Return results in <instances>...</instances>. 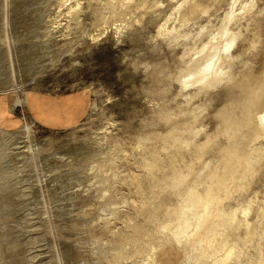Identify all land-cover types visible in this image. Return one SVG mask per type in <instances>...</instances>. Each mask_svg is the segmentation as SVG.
Instances as JSON below:
<instances>
[{
    "label": "rangeland",
    "instance_id": "obj_1",
    "mask_svg": "<svg viewBox=\"0 0 264 264\" xmlns=\"http://www.w3.org/2000/svg\"><path fill=\"white\" fill-rule=\"evenodd\" d=\"M191 1L0 0V264H215L230 249L226 264H264V242L240 226L248 207L264 223L262 172L219 206L234 221L213 258L172 237L256 94L264 109V0H195L203 12L185 23ZM234 13L228 78L183 87ZM41 94L82 98L81 122L42 127L29 112Z\"/></svg>",
    "mask_w": 264,
    "mask_h": 264
},
{
    "label": "bare ground",
    "instance_id": "obj_2",
    "mask_svg": "<svg viewBox=\"0 0 264 264\" xmlns=\"http://www.w3.org/2000/svg\"><path fill=\"white\" fill-rule=\"evenodd\" d=\"M183 4L184 5H181L177 11L182 16L183 22L185 23L191 21V19H194L203 12L204 6L201 1L194 0V2L191 1V3H187L188 5L185 3ZM70 9L72 10L73 7ZM237 9L239 11V8ZM237 19L238 16H236L235 13L230 14L221 32L218 35L214 33L217 36H215L210 43L208 42L209 44L198 53V58L194 62L192 61L193 65L190 68L189 75L182 80L183 87H195V85H198L199 87L206 88L211 86V84L221 83L228 78L230 74H228L226 70L237 59V55L234 51L235 48H237L239 40L238 37L233 35L230 28L231 25L236 23ZM164 31L168 34L173 33H169L168 30ZM162 32L163 31L160 33ZM255 43L256 42H253L254 47ZM260 92L261 96L264 95V87L261 88ZM255 96L256 97L252 99L254 100V107L251 110L249 109V113L245 119L246 121L237 126L236 132L230 134L233 142L226 152L228 157L222 167L223 173L212 172L209 182L207 183L208 189L205 194L199 195L195 192L188 193L187 199L185 198L186 205H184V201L183 209L180 212H175L177 213V215L174 216L176 224L173 223V225L176 227L173 228L172 237L180 244H182L184 240L189 243L192 241V244L194 243L193 251L197 253L194 255L196 262L203 263L205 260L214 257L218 250L217 242L223 233L220 228L228 227L234 221L233 217H222L224 214L220 209L221 207H219L222 201L225 199L227 200L232 195L233 191H245L247 186L249 187V184L257 177V174L259 175L260 172L264 174V109L261 111H254L255 106L258 107V103H260L258 102L259 96H257V94ZM262 102L264 106V101ZM251 131H254V139H251L253 135L248 137ZM259 141L261 142L259 143ZM245 149L247 150L243 151ZM252 212L253 209L251 207L243 211L242 215L244 216L245 222L240 226L246 227L247 236L253 239L260 238V240L264 242V223L263 221L255 223L248 221V217H250ZM220 219H222V221ZM170 226H168V228ZM172 227L173 226H171V228ZM193 227L196 231H194L195 234L193 236L190 235V237L189 231L191 228L193 229ZM206 232L212 233V236L209 238L205 236L206 238H204L203 235L207 234ZM235 254V250L230 249L229 253L215 264H226Z\"/></svg>",
    "mask_w": 264,
    "mask_h": 264
},
{
    "label": "crops",
    "instance_id": "obj_3",
    "mask_svg": "<svg viewBox=\"0 0 264 264\" xmlns=\"http://www.w3.org/2000/svg\"><path fill=\"white\" fill-rule=\"evenodd\" d=\"M41 96L44 106L43 112H40L38 108H36L37 110L30 108L29 112L33 119L42 127L52 130L67 129L81 122L80 120L86 110V105H84L82 98H76V96H49L46 94H41ZM7 108L10 110V115L11 113L13 115L15 107ZM10 115L8 116L9 118H11ZM1 124L5 125V127L9 125L8 122Z\"/></svg>",
    "mask_w": 264,
    "mask_h": 264
}]
</instances>
